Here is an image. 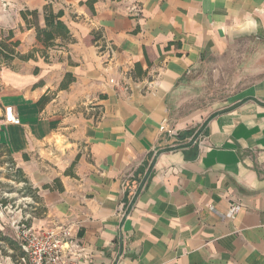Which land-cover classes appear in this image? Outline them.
<instances>
[{"label":"crops","instance_id":"0c3cea01","mask_svg":"<svg viewBox=\"0 0 264 264\" xmlns=\"http://www.w3.org/2000/svg\"><path fill=\"white\" fill-rule=\"evenodd\" d=\"M48 3L70 40L44 59ZM246 34L264 35V0H0V44L18 43L0 48V119L20 120L0 151L26 224L68 227L79 264H264V77L217 113L170 115L180 82ZM16 255L0 241V264Z\"/></svg>","mask_w":264,"mask_h":264},{"label":"rangeland","instance_id":"374dc122","mask_svg":"<svg viewBox=\"0 0 264 264\" xmlns=\"http://www.w3.org/2000/svg\"><path fill=\"white\" fill-rule=\"evenodd\" d=\"M263 77L264 35L246 34L235 38L223 50L205 58L180 82L170 104L171 119L217 113L226 99ZM7 164V157L0 151V211L2 218L11 221L9 231L13 235L10 238L14 239L13 224L17 220H27L23 212L28 209L30 201L21 196L23 186L7 179L10 176ZM15 212L21 217L15 219Z\"/></svg>","mask_w":264,"mask_h":264},{"label":"built area","instance_id":"2783aa9c","mask_svg":"<svg viewBox=\"0 0 264 264\" xmlns=\"http://www.w3.org/2000/svg\"><path fill=\"white\" fill-rule=\"evenodd\" d=\"M4 125L19 126L20 120L12 107H5L0 119V132ZM162 131L166 132L164 127ZM167 134H173L168 131ZM134 195V194H133ZM26 220H17L12 229L23 257L18 264H79L80 245L68 227L34 230Z\"/></svg>","mask_w":264,"mask_h":264},{"label":"trees","instance_id":"16d2710c","mask_svg":"<svg viewBox=\"0 0 264 264\" xmlns=\"http://www.w3.org/2000/svg\"><path fill=\"white\" fill-rule=\"evenodd\" d=\"M43 16H44L45 28L40 29L38 28V26H35V32H36L37 42L41 44L44 49L43 52L41 53V56L44 59H47V57L45 56L46 50L54 47H60V45H57L55 42L57 40L60 41L61 44L67 42L70 40V35L66 26L60 20L61 17L63 16V13L61 11L54 13L51 6H45L43 9ZM21 17L24 21H27V17H30L32 20H37L38 13L36 11L33 12L26 11L21 13ZM9 36L11 37V34ZM17 45L18 43H12L10 44V46L0 44V48L4 51L1 52V55L5 61H9L12 58V56L14 55L12 49H14ZM32 57H33L32 54H30L27 57H23L22 59H26V58L29 59ZM66 82L69 83L70 80L66 79ZM65 85L66 83H62L61 88L64 89ZM0 149H2L1 146ZM8 169H9L8 172L10 174L9 177H11L14 181L18 183L20 182L26 183L21 178L20 172L16 170L11 163H9ZM27 189L28 188L24 187V189L21 191L23 195L26 194ZM4 203L5 201H3V204ZM0 241L6 244L8 248H10L14 253L17 254L16 255L17 258H15V256L13 257L16 264H18L19 259L24 256L18 244L15 241H12L9 238L2 236L1 233H0Z\"/></svg>","mask_w":264,"mask_h":264},{"label":"water","instance_id":"95a60500","mask_svg":"<svg viewBox=\"0 0 264 264\" xmlns=\"http://www.w3.org/2000/svg\"><path fill=\"white\" fill-rule=\"evenodd\" d=\"M184 138V137H183Z\"/></svg>","mask_w":264,"mask_h":264}]
</instances>
